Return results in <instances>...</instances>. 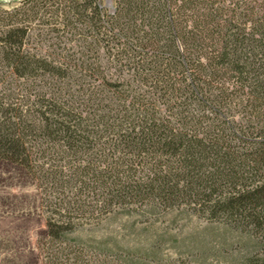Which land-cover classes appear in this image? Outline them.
<instances>
[{
  "label": "trees",
  "instance_id": "obj_1",
  "mask_svg": "<svg viewBox=\"0 0 264 264\" xmlns=\"http://www.w3.org/2000/svg\"><path fill=\"white\" fill-rule=\"evenodd\" d=\"M2 161L40 192L44 264H158L96 230L178 207L264 244V0L0 5Z\"/></svg>",
  "mask_w": 264,
  "mask_h": 264
},
{
  "label": "rangeland",
  "instance_id": "obj_2",
  "mask_svg": "<svg viewBox=\"0 0 264 264\" xmlns=\"http://www.w3.org/2000/svg\"><path fill=\"white\" fill-rule=\"evenodd\" d=\"M21 1L0 0V5L13 8ZM112 231L128 249L154 247L158 264H243L249 256H264L255 234L186 207L120 214L104 221L96 234ZM45 232L35 181L23 167L0 162V264H44Z\"/></svg>",
  "mask_w": 264,
  "mask_h": 264
},
{
  "label": "water",
  "instance_id": "obj_3",
  "mask_svg": "<svg viewBox=\"0 0 264 264\" xmlns=\"http://www.w3.org/2000/svg\"><path fill=\"white\" fill-rule=\"evenodd\" d=\"M107 3H108L109 5H111V4H112V0H107Z\"/></svg>",
  "mask_w": 264,
  "mask_h": 264
}]
</instances>
